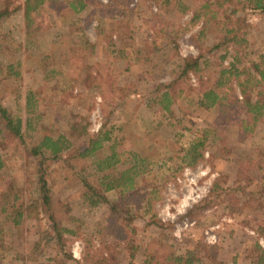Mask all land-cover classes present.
Masks as SVG:
<instances>
[{
	"label": "rangeland",
	"instance_id": "374dc122",
	"mask_svg": "<svg viewBox=\"0 0 264 264\" xmlns=\"http://www.w3.org/2000/svg\"><path fill=\"white\" fill-rule=\"evenodd\" d=\"M10 1L18 5L23 0ZM66 1L46 4L35 15L39 28L29 38L20 11L2 20L6 50L0 60L13 65L14 71L0 74V102L20 118L31 140L46 131L69 135L68 125L85 126L89 135L111 127L120 162L109 173L127 167L128 155L136 156L143 167L136 183L150 202L149 208L143 202L129 205L136 216L131 223L134 232L123 235L107 218L103 202L93 206L81 197L79 177L96 178V174L89 177L90 158L47 161L45 178L53 206L62 225L72 232L65 235L69 251L77 243L80 262L88 251L109 253L117 264H143L147 251L159 256L163 249L173 254L192 251L196 259L192 264H255L251 249L255 243L264 249V231L257 235L264 224V114L251 131L238 132L228 114L224 119L214 108L191 104L199 87L190 73L178 81L184 96L171 106L172 115L154 102L179 75L181 60L201 54L209 63L217 62L224 53L222 47L211 48L222 41L218 21L206 27L200 21L190 22L196 0H185L188 10L176 21L159 10L158 0H94L72 17L63 12ZM245 19L246 44L237 52L240 59L245 53L237 66L244 72L249 62L264 56V15L248 13ZM164 24L166 31L160 33ZM78 29L88 45L78 43ZM232 47L230 42L222 65L235 52ZM53 71L57 74L51 75ZM231 85L230 99L240 102L234 82ZM28 91L34 101L30 114L24 106ZM256 92L249 88L247 97L255 100ZM236 111L229 109L232 115ZM239 115L244 117L243 112ZM27 118L30 127L25 130ZM203 132L210 135L205 137L201 161L192 168L180 163L181 151ZM2 133L0 123V140ZM4 144L8 150L0 154L4 162L0 189L9 181L24 202L34 183V169L18 144ZM103 152L108 153L105 146ZM213 183L226 189L224 203L208 194ZM230 194L235 197L231 202ZM103 195L116 200L115 190ZM245 200L249 202L241 206ZM36 232L33 220L23 219L17 227L0 221V264H68L48 249L37 258L28 256Z\"/></svg>",
	"mask_w": 264,
	"mask_h": 264
},
{
	"label": "trees",
	"instance_id": "16d2710c",
	"mask_svg": "<svg viewBox=\"0 0 264 264\" xmlns=\"http://www.w3.org/2000/svg\"><path fill=\"white\" fill-rule=\"evenodd\" d=\"M196 1L197 5L191 10L190 22L196 23L200 21L206 27L218 21L223 33L222 41L214 44L211 48L222 47L224 53L218 56L217 62L211 63H209L208 59H202L201 54L181 60V64L178 67L179 75L165 85L164 90L155 98L154 102H156L163 113L172 115L171 106L177 102L176 99H179L182 94L184 96V89L177 88L178 81L183 79V77H187V73H190L196 77L199 87L196 97L192 96L191 100H189L191 104L204 110L214 108L224 119H229L230 117V123L236 126L238 132H249L264 114V56H260L255 62H249V69H244V72L239 71L237 66L242 63L245 53H242L243 57L240 59L237 52L246 44L243 31L244 27H246V16L248 13L255 12L264 15V0ZM93 2L94 0H67L64 3L65 9L63 12L72 17ZM56 3L57 0H23L22 3L13 5L10 0H0V25L4 18L9 17L16 11H20L25 36L29 38L33 30L39 28L38 23L35 21V15L46 4ZM186 3L185 0H158L157 4L159 10L170 17L169 21H176L179 16L188 10ZM235 15L238 17L232 19L231 17ZM166 25L164 24L158 31L164 33ZM72 26V24H69V28ZM78 32L79 29L76 30V36L80 39L78 43L88 45L86 41L82 40ZM2 38L3 34L0 32V56H3L6 50V44L2 43ZM230 42L233 43L232 48L233 52H235L230 55L229 62L226 65H222L223 60L227 57V46ZM210 66L211 68H208ZM248 70L252 74L248 73ZM13 71V65H5L0 60V74H10ZM211 71L216 73L215 78H213L212 74L210 75ZM54 73L57 74L56 71H53L51 75H54ZM241 75H246L247 77L240 80L239 77ZM47 77L45 75V78ZM232 82H234L235 88L238 90L240 102L235 97L230 99V93H233L234 88L231 85ZM249 88L257 89L256 96L258 98L253 101L247 97ZM258 88L260 89L259 91ZM122 91L125 92V89ZM32 100L33 95L28 91L24 105L25 112L28 114L32 113L33 110L34 101L32 102ZM230 108L238 111L232 115V113H229ZM241 112H243L244 117H240L239 113ZM226 114L229 117H224ZM0 123L3 126L0 154L1 151L8 150L4 143H16L21 147L24 159L28 160V163L30 162L34 169V183L27 190V197L24 202L21 201L19 191L13 188L9 181H4L3 187L0 189V221L2 223L7 222L12 227H17L23 219L36 222L37 239L30 244L28 256L37 258L44 250L48 249L58 258L67 261L68 264H117L115 258L109 253L95 255L89 254L87 251L84 253L81 262L71 257L68 249L69 242L65 235L72 234V232L62 225L57 209L53 206L50 195V183L45 178V163L57 159L76 161L90 158L92 166H90L91 175L89 177L92 174H96V178L79 177V183L82 187L81 197L85 202L93 206L103 202L107 206V218H111L113 223H116L118 229L123 231V235H125L127 232H134L131 223L136 216L128 210L129 205L143 202L146 207L149 208L150 206V202L147 201L145 195L147 193H140L136 183V177L143 172L142 161L134 155H128L127 167L114 174L109 173L120 162L119 154L114 150L116 143L111 138V127L99 130L94 135H89L85 131V126L68 125L69 135L55 132H52V134L50 131H46L38 138L31 140L22 129L20 118L10 113L3 107L1 102ZM24 126L25 130L30 127L28 118L24 121ZM209 135L210 133L203 132L185 150L181 151L180 163L192 168L201 161L203 143L205 137ZM104 146L107 148V154H103ZM62 154L64 155L63 158H61ZM3 167L4 162L0 155V172ZM109 190L116 191L115 201L106 200L104 197L103 193ZM225 190L213 183L208 194L213 196L214 199L220 198V201L224 203L223 198L227 196ZM232 198L235 197L230 194V202ZM235 200L236 202L239 201V199ZM248 200L243 201L241 206L249 202ZM228 207L230 205H227ZM65 212L63 211L62 215ZM263 231L264 224L259 228L257 235L262 236ZM125 243L133 252L134 247L131 243L127 240H125ZM153 244L158 246L156 242ZM163 247L167 249V246ZM160 253L161 255L155 256L153 252L147 251L144 254L143 264H192L196 260L193 252L189 250L184 251L182 254H173V252L169 253L162 249ZM251 255L255 264H264V249H261L257 243L251 249ZM129 256L132 257L133 253H130Z\"/></svg>",
	"mask_w": 264,
	"mask_h": 264
},
{
	"label": "built area",
	"instance_id": "2783aa9c",
	"mask_svg": "<svg viewBox=\"0 0 264 264\" xmlns=\"http://www.w3.org/2000/svg\"><path fill=\"white\" fill-rule=\"evenodd\" d=\"M71 253V257L75 260H78L79 259V256H78V247H77V243H75L72 247V250L70 251Z\"/></svg>",
	"mask_w": 264,
	"mask_h": 264
},
{
	"label": "crops",
	"instance_id": "0c3cea01",
	"mask_svg": "<svg viewBox=\"0 0 264 264\" xmlns=\"http://www.w3.org/2000/svg\"><path fill=\"white\" fill-rule=\"evenodd\" d=\"M79 260V259H78Z\"/></svg>",
	"mask_w": 264,
	"mask_h": 264
}]
</instances>
